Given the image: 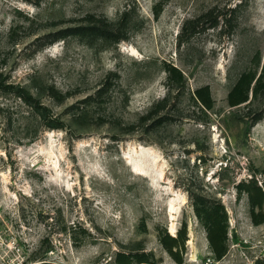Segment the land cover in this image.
<instances>
[{
  "label": "rangeland",
  "instance_id": "obj_1",
  "mask_svg": "<svg viewBox=\"0 0 264 264\" xmlns=\"http://www.w3.org/2000/svg\"><path fill=\"white\" fill-rule=\"evenodd\" d=\"M97 20L129 39L48 44ZM263 63L264 0H0V264H177L160 238L183 224L185 264H264V223L235 187L264 181V95L228 103ZM192 194L227 209L222 261Z\"/></svg>",
  "mask_w": 264,
  "mask_h": 264
},
{
  "label": "trees",
  "instance_id": "obj_2",
  "mask_svg": "<svg viewBox=\"0 0 264 264\" xmlns=\"http://www.w3.org/2000/svg\"><path fill=\"white\" fill-rule=\"evenodd\" d=\"M159 14L160 11H157L156 16ZM202 20L203 19L191 21L190 24L192 28L199 26ZM91 23L92 25L89 26L71 28L70 30L60 32L55 35V39L48 44H52L59 39H66L71 35L81 38H101L105 41L115 43H120L129 39L127 32L122 29L115 30L107 21L97 20L96 23H94V21ZM216 25H218V22H213L212 26ZM48 44H44V46ZM255 63L257 66L261 65L259 58H257ZM168 72L171 78L183 81V73L178 68L170 66ZM0 88H3L2 82H0ZM261 95H264V63L261 67L260 74L257 70L250 69L241 75L228 95V103L231 107H238L248 102L251 103ZM20 96L25 97L22 93ZM195 97L206 110L211 111L214 108L215 101L209 86L198 88L195 91ZM165 102H168V99ZM262 118L263 114H256L253 124L259 122ZM51 128H60V126H51ZM235 187L237 189L238 199H241L244 193L248 195L251 205L252 222L255 225L263 224L264 181L260 182V180L254 177L250 180H242ZM191 198L194 212L206 230L213 259L218 262L222 261L229 251V215L227 209L221 200L216 198L197 194H192ZM160 241L177 264H185L184 254L186 253V243L188 241V227L186 224L182 225L176 235H172L166 231L161 235ZM115 262L116 264H156L153 254L148 252L119 251L116 254Z\"/></svg>",
  "mask_w": 264,
  "mask_h": 264
},
{
  "label": "bare ground",
  "instance_id": "obj_3",
  "mask_svg": "<svg viewBox=\"0 0 264 264\" xmlns=\"http://www.w3.org/2000/svg\"><path fill=\"white\" fill-rule=\"evenodd\" d=\"M144 153L148 154L147 152H144ZM146 157H147V156H146Z\"/></svg>",
  "mask_w": 264,
  "mask_h": 264
}]
</instances>
